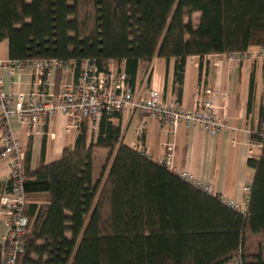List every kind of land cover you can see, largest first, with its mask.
Segmentation results:
<instances>
[{"label":"trees","instance_id":"obj_1","mask_svg":"<svg viewBox=\"0 0 264 264\" xmlns=\"http://www.w3.org/2000/svg\"><path fill=\"white\" fill-rule=\"evenodd\" d=\"M3 40L10 60L71 62L76 76L85 59L103 70L122 64L132 87L153 57L173 59L178 103L189 56L262 49L250 129L261 149L247 159L244 214L137 153L122 142L121 115H102L95 134L80 126L59 160L45 163L43 145L32 169L30 147L23 153L28 225L15 264H233L237 252L242 264H264V0H0ZM96 148L107 157L93 182Z\"/></svg>","mask_w":264,"mask_h":264},{"label":"built area","instance_id":"obj_2","mask_svg":"<svg viewBox=\"0 0 264 264\" xmlns=\"http://www.w3.org/2000/svg\"><path fill=\"white\" fill-rule=\"evenodd\" d=\"M227 56L228 69L232 70L247 60L249 53L233 52ZM5 64L10 67L11 72L28 69L34 77L27 92L15 93L4 91L0 79V121L4 125L0 162H4L9 169L8 181L0 190V224L6 228V233L0 240L3 264H15L18 255L24 252L23 237L28 225V218L23 214L26 203L22 173L23 150L19 140L7 129L8 119L12 115L29 128L30 135H45L48 121L56 114H61L68 120L65 127L67 131L77 133L86 122L89 132L94 134L98 130L102 115H137L139 121L133 129L129 146L146 156L144 117H154L162 123L163 135L171 138L170 142L163 144L166 149L164 157L156 162L192 187L216 197L232 209L245 213L246 209H241L235 199L215 192L209 181L201 180L173 164V141L181 123L200 126L211 136L222 130H229L231 133L237 130L226 116L218 114L214 92L209 86L198 88L194 106L186 109L174 99L163 98L153 88L136 93L128 82L122 64L119 70H103L95 60L85 59L77 72L76 80L62 84L58 93H54L50 77L57 70H72L71 62L56 59L8 60L6 63L0 61V65ZM230 141L234 144L236 140L232 137ZM247 145L248 158L258 159L261 143L250 139ZM247 197L248 194L246 201ZM233 264H242L239 252L235 255Z\"/></svg>","mask_w":264,"mask_h":264},{"label":"crops","instance_id":"obj_3","mask_svg":"<svg viewBox=\"0 0 264 264\" xmlns=\"http://www.w3.org/2000/svg\"><path fill=\"white\" fill-rule=\"evenodd\" d=\"M259 52L260 61L255 65L252 61L253 53ZM249 58L232 70L228 69L227 54H211L203 58L189 56L184 71V84L181 104L191 109L195 104L198 88L209 86L214 92L217 112L226 116L229 123L237 130L231 133L222 130L211 136L200 126H187L181 123L174 139L173 164L180 170L187 171L195 177L209 181L215 192L235 199L241 209H246V195L252 182L253 171L247 165V149L250 141L249 130L257 127L261 80L262 49L252 46L248 49ZM8 57V42H0V61L5 63ZM121 65V64H120ZM109 68L117 69L115 63L110 61ZM33 74L28 69L11 72L8 65H0V79L2 89L7 92H27L33 80ZM74 70L64 72L57 70L50 80L54 93H58L65 82L76 80ZM173 77V59L166 61L155 56L150 63L144 64L138 71L135 92L153 88L160 92L163 98L174 99L171 92ZM253 77V94L249 101V85ZM249 107H248V103ZM137 115H121V137L124 142L125 133L130 129L131 134L137 125ZM146 133L144 147L148 157L157 161L164 157L166 149L163 146L170 142L169 136L162 133V123L151 116L144 117ZM68 120L61 114L53 116L46 126L45 135L29 134V128L20 123L15 115L8 119L7 129L19 140L23 153L30 147V167L35 168L40 161L42 146L44 162L59 160L64 147L73 146L77 133L65 129ZM90 134H92L90 132ZM4 125L0 121V149ZM90 137V135H89ZM235 143H231V138ZM132 139V136H131ZM130 139V140H131ZM95 155V150H94ZM23 162V161H22ZM9 169L4 162H0V187L8 181ZM6 233L5 226L0 224V240Z\"/></svg>","mask_w":264,"mask_h":264},{"label":"rangeland","instance_id":"obj_4","mask_svg":"<svg viewBox=\"0 0 264 264\" xmlns=\"http://www.w3.org/2000/svg\"><path fill=\"white\" fill-rule=\"evenodd\" d=\"M195 17L196 15H193V20L195 22ZM253 55V59L252 61L254 62L255 65H258L259 61H260V57H259V52H255L252 54ZM131 131L130 129L125 133L124 136V142L129 143L130 139H131ZM107 157V150L104 148H96L95 149V157H94V161H93V167H92V179L93 182H96L97 179L100 176V172L101 169L103 167V165L105 164V160Z\"/></svg>","mask_w":264,"mask_h":264}]
</instances>
